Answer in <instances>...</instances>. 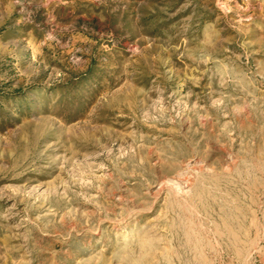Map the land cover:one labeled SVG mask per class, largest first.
<instances>
[{"label":"rangeland","instance_id":"374dc122","mask_svg":"<svg viewBox=\"0 0 264 264\" xmlns=\"http://www.w3.org/2000/svg\"><path fill=\"white\" fill-rule=\"evenodd\" d=\"M0 264H264V0H0Z\"/></svg>","mask_w":264,"mask_h":264}]
</instances>
